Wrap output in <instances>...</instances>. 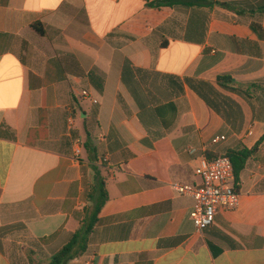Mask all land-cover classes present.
<instances>
[{"label": "crops", "instance_id": "1", "mask_svg": "<svg viewBox=\"0 0 264 264\" xmlns=\"http://www.w3.org/2000/svg\"><path fill=\"white\" fill-rule=\"evenodd\" d=\"M153 1L0 0V264L48 261L99 179L107 200L68 264H264V0ZM243 149L239 207L199 233L173 183Z\"/></svg>", "mask_w": 264, "mask_h": 264}, {"label": "built area", "instance_id": "2", "mask_svg": "<svg viewBox=\"0 0 264 264\" xmlns=\"http://www.w3.org/2000/svg\"><path fill=\"white\" fill-rule=\"evenodd\" d=\"M81 96L89 98L93 103L89 91L83 90ZM75 111L70 109L68 115V129L72 130L75 124ZM225 140L224 136L212 139L213 144ZM83 149L81 138L76 140L75 156L78 158ZM195 174L200 183L195 185L173 183L175 191L182 195H189L194 199L191 218L196 230L201 233L212 226L220 211L235 210L240 205V192L236 185L235 170L231 158L223 154L212 159L203 158L195 168ZM91 264V263H86Z\"/></svg>", "mask_w": 264, "mask_h": 264}, {"label": "trees", "instance_id": "3", "mask_svg": "<svg viewBox=\"0 0 264 264\" xmlns=\"http://www.w3.org/2000/svg\"><path fill=\"white\" fill-rule=\"evenodd\" d=\"M209 3H206L202 0H157L153 2H148L147 6L149 7H163V6H174V5H186V6H205ZM220 5H226L225 3H218ZM264 11V6L259 9ZM39 34L44 35L45 31L41 24L32 25ZM218 82L223 86L237 90L241 87H235L234 84H231L232 81L228 76L219 77ZM230 84V85H229ZM243 88V87H242ZM87 137L84 142V146L87 152H95L94 146L91 144L90 132L87 130ZM256 149H243L241 151H228V155L233 163L235 176H236V185L238 188L239 175L247 160L254 154ZM223 155V154H222ZM217 155L215 157H219ZM213 157V158H215ZM212 159V158H209ZM107 189L104 179H99L98 183L92 187L91 200H93V205L89 209H85L86 216L81 222L80 228L72 235L70 241L63 246L56 254H54L48 261H32V264H68L71 260L83 256L88 250L89 237L93 231L94 226L98 222V214L101 211L103 205L107 200Z\"/></svg>", "mask_w": 264, "mask_h": 264}]
</instances>
